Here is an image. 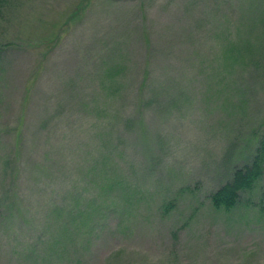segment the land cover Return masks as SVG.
<instances>
[{"label":"rangeland","instance_id":"1","mask_svg":"<svg viewBox=\"0 0 264 264\" xmlns=\"http://www.w3.org/2000/svg\"><path fill=\"white\" fill-rule=\"evenodd\" d=\"M263 134L264 0H0V264H264Z\"/></svg>","mask_w":264,"mask_h":264},{"label":"trees","instance_id":"2","mask_svg":"<svg viewBox=\"0 0 264 264\" xmlns=\"http://www.w3.org/2000/svg\"><path fill=\"white\" fill-rule=\"evenodd\" d=\"M17 147V145H16ZM3 165V170L6 173L7 167L10 165L13 168L12 176H8L6 181L0 182V189L4 186L3 193L0 192V232L11 230L16 226L12 221L19 218V222L24 220L26 214L30 213L21 208L19 203L20 190L17 186L18 172L20 170L19 157L17 156V150L12 153L11 159H6ZM264 174V134L258 141V144L254 150L251 161L242 168L235 169L232 180L221 186L211 195V202L215 208L230 209L233 207L239 197L241 191L250 189ZM50 186V183H49ZM49 188V187H48ZM6 196H10V200L4 203ZM57 203V198H52ZM3 204L4 209L3 210ZM52 214L55 217H63L64 221L61 226L65 238H68L73 233H83L79 228H74L81 224L84 216V211L77 210V206L70 208L65 205H58L54 207ZM4 213V215H2ZM32 217L28 215V220L23 224L21 231L25 232L26 225L32 223ZM46 222V221H45ZM8 232H4L0 237V243L9 237ZM9 240H12L8 238ZM10 243V241H8ZM15 242V240H14ZM31 258V257H30Z\"/></svg>","mask_w":264,"mask_h":264}]
</instances>
